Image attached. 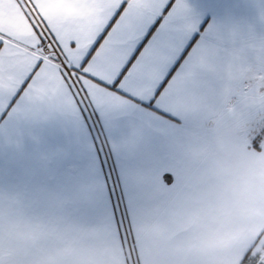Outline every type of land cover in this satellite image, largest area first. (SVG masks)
Wrapping results in <instances>:
<instances>
[{"label":"snow or ice","instance_id":"6c2138e0","mask_svg":"<svg viewBox=\"0 0 264 264\" xmlns=\"http://www.w3.org/2000/svg\"><path fill=\"white\" fill-rule=\"evenodd\" d=\"M224 116L264 165V0H0V264H199Z\"/></svg>","mask_w":264,"mask_h":264},{"label":"crops","instance_id":"0c3cea01","mask_svg":"<svg viewBox=\"0 0 264 264\" xmlns=\"http://www.w3.org/2000/svg\"><path fill=\"white\" fill-rule=\"evenodd\" d=\"M204 163L196 198L204 213L194 233L199 264H235L241 242L264 243V165L241 147L228 116L210 120L202 134ZM264 255V253H262Z\"/></svg>","mask_w":264,"mask_h":264}]
</instances>
